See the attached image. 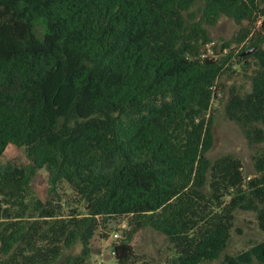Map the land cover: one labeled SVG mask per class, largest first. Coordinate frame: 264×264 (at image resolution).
Returning <instances> with one entry per match:
<instances>
[{"label": "trees", "instance_id": "16d2710c", "mask_svg": "<svg viewBox=\"0 0 264 264\" xmlns=\"http://www.w3.org/2000/svg\"><path fill=\"white\" fill-rule=\"evenodd\" d=\"M197 1L0 0V157L25 156L0 163V264H54L76 244L66 264H85L111 219L128 222L117 264H147L130 242L146 226L172 264H264V0ZM221 16L260 20L238 53L249 29L217 50L208 28ZM236 57L257 65L249 91L219 81ZM216 102L254 147L247 181L235 155H207ZM42 168L57 203L30 187ZM237 211L262 239L231 252Z\"/></svg>", "mask_w": 264, "mask_h": 264}, {"label": "rangeland", "instance_id": "374dc122", "mask_svg": "<svg viewBox=\"0 0 264 264\" xmlns=\"http://www.w3.org/2000/svg\"><path fill=\"white\" fill-rule=\"evenodd\" d=\"M198 0L196 5L192 8L195 10L200 5ZM260 20H257L255 25H250L244 21L242 25L234 22L233 19L226 16H221L217 23L209 27V33L212 44L217 45V50L223 41H229L241 27H247L249 34L247 38L239 45L232 43L230 49L234 53H238L241 48L249 44L251 38L255 37L259 29ZM231 70L226 71L219 81L229 87L232 84L239 86L243 91L251 89L250 78L254 74L257 65L253 58H248L246 62L236 58L232 59ZM213 147L207 153L211 160L223 154H233L238 157L242 164V172L244 179L247 181L252 175L253 165L251 155L254 147L249 145L240 128L230 121L224 112V104L214 103L213 111ZM14 162L20 164L25 162L24 151L15 147H9L4 155L0 157V163ZM48 172L45 168L40 169L31 181V189L36 197L43 202H59L57 196L51 193L47 184ZM58 192L61 196V205L63 211L66 212L74 203V195L71 189L65 183H60ZM79 210L83 209L82 205H76ZM127 219H111L105 228L97 229L91 242V256L86 260L85 264H117L115 257L111 254L113 242L116 240L114 233L121 235L124 229H127ZM236 229L233 232V242L229 251L234 252L245 247H248L257 240L262 239L260 235L254 215L250 212H236L235 220ZM104 231V232H103ZM102 233L106 236H103ZM135 254L139 260L145 261L147 264H172L175 257V252L169 247L167 237L155 231L149 226L139 229L130 240ZM81 244H76L70 249H67L56 260L54 264H66L68 256H77L81 253ZM201 264H220L216 262H203Z\"/></svg>", "mask_w": 264, "mask_h": 264}, {"label": "built area", "instance_id": "2783aa9c", "mask_svg": "<svg viewBox=\"0 0 264 264\" xmlns=\"http://www.w3.org/2000/svg\"><path fill=\"white\" fill-rule=\"evenodd\" d=\"M209 45H211V44H208V47H209V48H208V52H206L207 54H204V55H208L209 53L212 52V50H211V48H210ZM204 55H203V56H204ZM114 237H115V238H118V237H120V235H119L117 232H115V233H114ZM111 254L114 255V251H113V250H111Z\"/></svg>", "mask_w": 264, "mask_h": 264}, {"label": "water", "instance_id": "95a60500", "mask_svg": "<svg viewBox=\"0 0 264 264\" xmlns=\"http://www.w3.org/2000/svg\"><path fill=\"white\" fill-rule=\"evenodd\" d=\"M254 50H255V48L247 49V50H245V51L242 53V55H247V54L253 52Z\"/></svg>", "mask_w": 264, "mask_h": 264}]
</instances>
